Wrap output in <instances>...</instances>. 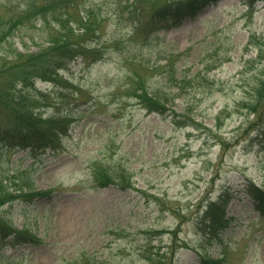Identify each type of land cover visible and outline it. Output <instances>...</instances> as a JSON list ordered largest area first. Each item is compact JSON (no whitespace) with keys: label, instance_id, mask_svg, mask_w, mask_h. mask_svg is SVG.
Listing matches in <instances>:
<instances>
[{"label":"rangeland","instance_id":"1","mask_svg":"<svg viewBox=\"0 0 264 264\" xmlns=\"http://www.w3.org/2000/svg\"><path fill=\"white\" fill-rule=\"evenodd\" d=\"M62 1L13 47H45L59 18L76 31L62 32L66 42L101 57L77 54L58 83L35 82L49 93L42 119L72 123L54 149L0 158L51 191L0 207V219L38 240L0 241V264H264L252 192H264V1L219 0L177 19L157 18L167 0ZM81 18L97 21L95 37L81 36ZM139 80L162 90L161 114L131 96ZM96 167L125 169L129 186L96 187ZM209 204L221 224L205 218Z\"/></svg>","mask_w":264,"mask_h":264},{"label":"trees","instance_id":"2","mask_svg":"<svg viewBox=\"0 0 264 264\" xmlns=\"http://www.w3.org/2000/svg\"><path fill=\"white\" fill-rule=\"evenodd\" d=\"M62 0H30L24 6L12 2L0 5V158L9 154L12 149H29L32 153L36 150L45 151L54 149L60 142V136L67 134L68 127L71 125L70 114L47 119L40 116L41 109L47 108L46 102L48 92L38 89L35 86L36 81L56 84L61 80L58 70L62 69L63 61H68L77 54L85 59L92 54L96 59L97 53L87 52L81 43L66 42L67 37L63 31L75 33L70 26L66 24L68 20H57L62 25L61 29L53 28L47 38V45L40 46L33 53L18 51L13 47L10 39L23 27H31L35 16H44L48 9H55ZM142 0H134L140 2ZM156 0L151 3L155 5ZM219 0H167L156 13L157 18L172 17L174 19L195 16L199 11L208 5L215 4ZM264 1V0H263ZM63 3V1H62ZM3 6L4 9H1ZM43 18V17H42ZM132 20L133 16H132ZM102 22V20H101ZM83 33L95 37L98 23L94 20L91 23L83 21L81 18ZM95 32V33H94ZM78 32L77 35H80ZM75 38V37H74ZM65 40V41H64ZM23 47L26 45L22 42ZM76 45V48L72 46ZM10 55L14 59H10ZM100 61L99 59L92 62ZM172 76V74H169ZM180 83L184 78L180 79ZM174 84L176 80H173ZM64 82V81H63ZM144 83L139 80L134 83L131 96L139 100L149 111L162 113L163 105L159 102L162 90L157 89L149 93ZM136 92H139L136 94ZM46 93V94H45ZM38 113V114H37ZM91 179L96 187H106L108 185L117 186L125 190L129 186V175L126 170H111V167L104 171H97V167L91 171ZM252 190V189H251ZM254 207L260 215L264 216V192L253 189ZM50 190H39L34 185L33 171L28 166L21 170L6 171L0 162V207L7 203L20 201L30 203L35 200L47 199L50 197ZM213 204H209L205 211V218L211 225L221 224L222 215L213 211ZM218 210V208H217ZM12 236L14 241L21 243L38 242L37 239L28 233H21L14 228L6 219H0V241ZM11 242V241H10ZM203 264V263H202Z\"/></svg>","mask_w":264,"mask_h":264}]
</instances>
